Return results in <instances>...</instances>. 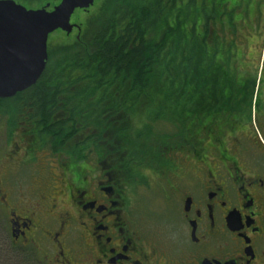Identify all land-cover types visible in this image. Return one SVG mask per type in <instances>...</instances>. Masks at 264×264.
<instances>
[{
    "label": "flooded vegetation",
    "instance_id": "af4514ba",
    "mask_svg": "<svg viewBox=\"0 0 264 264\" xmlns=\"http://www.w3.org/2000/svg\"><path fill=\"white\" fill-rule=\"evenodd\" d=\"M251 1L234 44L224 38L218 92L206 87L200 154L173 152L163 172L143 169L168 175L162 210L143 209L133 192L147 186L145 175L115 174L112 158L71 165L63 192L40 196L35 207L4 188L0 175V242L16 260L264 264V0ZM71 24L78 28L69 37L81 33ZM178 156L191 165L175 164Z\"/></svg>",
    "mask_w": 264,
    "mask_h": 264
},
{
    "label": "trees",
    "instance_id": "16d2710c",
    "mask_svg": "<svg viewBox=\"0 0 264 264\" xmlns=\"http://www.w3.org/2000/svg\"><path fill=\"white\" fill-rule=\"evenodd\" d=\"M251 2L98 0L78 39L50 47L39 82L0 100V116L39 151L72 165L112 158L113 172L132 181L139 170L164 171L173 152L198 156L207 84L218 92L224 38L234 44Z\"/></svg>",
    "mask_w": 264,
    "mask_h": 264
},
{
    "label": "rangeland",
    "instance_id": "374dc122",
    "mask_svg": "<svg viewBox=\"0 0 264 264\" xmlns=\"http://www.w3.org/2000/svg\"><path fill=\"white\" fill-rule=\"evenodd\" d=\"M31 1V4H38L39 1L41 3L44 2L43 0ZM60 1L62 0L56 3L58 4ZM88 16L89 14L76 11L72 21L81 25L84 21L86 22ZM80 34V31L79 33L75 32L70 39H78ZM67 37L68 35L63 34L62 31H56L51 34L48 39V50L59 43L68 42ZM10 120L12 118L9 115H6V117L0 116V175L5 181L2 185L4 188H8L9 184L12 185L14 196L18 200L35 207L40 202V196L54 198V194L59 191L55 188L59 187L62 189L60 193L63 192L65 183L71 180V174H69L68 169L72 164H70V160L65 155H53L49 151H39V149L33 148L31 137L28 134L26 135V129L18 128L16 130L14 128L13 131H10V127H12L9 125ZM173 159H176L175 164H183V167L191 165L187 157L178 156L173 157ZM139 173L145 175L147 186L135 188L137 190L135 191L134 189L133 196L135 199H139L145 211H147L146 205L148 204L154 207V211L162 210V198L160 196L162 192L160 189L164 186L166 187L168 175L166 177L158 176L148 170H139ZM69 177L70 179H68ZM60 181H62V186H59ZM49 187L50 189H48ZM2 245H4V241L0 242L2 247H0V264H26L23 260H16L13 254L6 249L7 246L3 247ZM31 264H39L36 256H34V261Z\"/></svg>",
    "mask_w": 264,
    "mask_h": 264
},
{
    "label": "water",
    "instance_id": "95a60500",
    "mask_svg": "<svg viewBox=\"0 0 264 264\" xmlns=\"http://www.w3.org/2000/svg\"><path fill=\"white\" fill-rule=\"evenodd\" d=\"M96 1L62 0L49 11L50 4L28 9L14 0H0V100L39 82L49 59V36L56 31L72 34L78 28L71 24L74 13L88 11Z\"/></svg>",
    "mask_w": 264,
    "mask_h": 264
}]
</instances>
